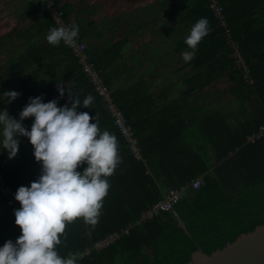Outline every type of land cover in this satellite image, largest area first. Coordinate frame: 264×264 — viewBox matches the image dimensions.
<instances>
[{
    "label": "trees",
    "instance_id": "trees-1",
    "mask_svg": "<svg viewBox=\"0 0 264 264\" xmlns=\"http://www.w3.org/2000/svg\"><path fill=\"white\" fill-rule=\"evenodd\" d=\"M24 1L16 22L0 34V43L15 49L4 62L0 93L20 95L11 103L0 99V108L18 119L29 97L43 95L44 102L57 99L58 106H71L75 97L82 102L91 94L89 107L78 110L96 115L101 132L115 134L121 157L107 177L110 187L98 222L91 225L81 217L68 223L56 246L59 255L74 253L77 264H187L196 250L210 255L264 224V134L247 141L264 119V0H219L252 85L238 70L208 0H171V13L142 30L114 27L106 34L91 0H54L68 26L79 25L76 39L133 129L140 160L127 149L66 44L47 41L56 25L43 4ZM201 17H207L211 30L185 61L182 53L191 51L186 37ZM5 48L0 44V52ZM33 119L25 118L24 126L30 129ZM41 171L26 136L14 158L7 149L0 152V172L13 194L21 185L30 186ZM196 179L202 184L191 189ZM182 186L187 188L173 211L138 224L168 189ZM127 228L108 247L79 256ZM21 234L0 193V246Z\"/></svg>",
    "mask_w": 264,
    "mask_h": 264
},
{
    "label": "clouds",
    "instance_id": "clouds-1",
    "mask_svg": "<svg viewBox=\"0 0 264 264\" xmlns=\"http://www.w3.org/2000/svg\"><path fill=\"white\" fill-rule=\"evenodd\" d=\"M210 30L207 17L196 21L186 37L191 51L182 53L185 61L195 56ZM78 35L79 25H61L50 28L46 39L53 45L63 41L75 46ZM57 86L63 97L64 88L59 83ZM19 95L15 90H6L0 93V99L11 103ZM93 100L89 94L82 102L75 97L71 106H58L57 99L44 102L43 95L29 97L18 119L0 108V152L7 149L8 157L14 158L21 136H26L36 161L42 165L38 179L30 186H19L14 194L21 205L14 210L15 224L22 234L15 242L9 239L0 246V264H77L74 253L62 257L56 246L61 243L66 225L76 218L82 217L91 225L98 222L110 187L107 177L121 160L115 134L101 132L96 115L78 110L80 105L89 107ZM29 117L34 118L30 129L23 124ZM82 164L86 167L80 171Z\"/></svg>",
    "mask_w": 264,
    "mask_h": 264
},
{
    "label": "built area",
    "instance_id": "built-area-1",
    "mask_svg": "<svg viewBox=\"0 0 264 264\" xmlns=\"http://www.w3.org/2000/svg\"><path fill=\"white\" fill-rule=\"evenodd\" d=\"M40 2L43 4L45 11L51 15V18L53 19L56 27H59L61 25L68 26L65 18L63 17L62 12L59 10L54 0H40ZM208 9L216 19L219 27L222 28V30L224 31L227 45L230 47L232 51V57L235 59V64L238 70L241 72L243 79L247 83L252 85L254 81L250 75L249 66L246 63L243 56L241 55L238 44L231 37V31L226 22V16L224 14V9L221 3L219 2V0H208ZM66 46L70 50L71 54L75 57L77 63L81 68L82 73L84 74L88 82L93 86L98 97L106 105L109 114L113 118L115 126L117 127L122 138L124 139L126 147L128 148V150L135 159L140 160L141 150L138 146V141L134 134V131L131 128V126L127 124L123 112L119 108H117V106L114 104L111 91L109 87L105 84L101 76L100 70L97 69L96 66L91 61H89L88 55L86 54L85 51V45L77 40L75 46H70L67 44ZM263 134H264V119L257 127V130L247 137V141L253 143ZM5 182L6 181L3 177V174L0 172V193L5 199L6 206L10 209L11 213L14 215V210L18 209L19 205L17 200L15 199L12 188L9 185H7ZM201 184H202L201 180L196 179L193 182H191L190 187L191 189H197L199 186H201ZM186 188L187 187L182 186L180 188L168 189L162 199L157 201L151 208H149L148 210L142 213L141 218L138 221V224L143 220H148L153 218L160 212L173 211V207L183 197ZM128 230L129 228L122 230L121 232H113L108 234L103 239L95 242L92 248L86 249L79 256L80 257L86 256L92 250L99 251L108 247L114 241L118 240L121 237V235L127 234Z\"/></svg>",
    "mask_w": 264,
    "mask_h": 264
},
{
    "label": "water",
    "instance_id": "water-1",
    "mask_svg": "<svg viewBox=\"0 0 264 264\" xmlns=\"http://www.w3.org/2000/svg\"><path fill=\"white\" fill-rule=\"evenodd\" d=\"M187 264H264V224L210 255L196 250Z\"/></svg>",
    "mask_w": 264,
    "mask_h": 264
},
{
    "label": "crops",
    "instance_id": "crops-1",
    "mask_svg": "<svg viewBox=\"0 0 264 264\" xmlns=\"http://www.w3.org/2000/svg\"><path fill=\"white\" fill-rule=\"evenodd\" d=\"M124 1L125 0H115L113 2V8H111V4L106 3V0L105 3H102V0H91L92 5L95 2L100 3V5L102 3L100 14L103 16V19H101L99 16L97 17L102 22L101 28L104 34L109 33V31L114 27H125L134 32L140 31L151 23L159 21L162 17L164 18L166 15L171 13V8L167 12L164 8L161 10L155 9L153 6L145 8L146 6L139 4L140 0H128L129 2L126 4H124ZM114 4L121 5L115 10ZM123 6L126 7L123 8ZM141 8L143 9L140 12ZM113 20H116L117 26L114 25L115 22ZM140 21H144V24L141 27L138 25Z\"/></svg>",
    "mask_w": 264,
    "mask_h": 264
},
{
    "label": "rangeland",
    "instance_id": "rangeland-1",
    "mask_svg": "<svg viewBox=\"0 0 264 264\" xmlns=\"http://www.w3.org/2000/svg\"><path fill=\"white\" fill-rule=\"evenodd\" d=\"M38 1V0H35ZM115 0H106V3L111 4L110 7L113 8V2ZM129 2L128 0L124 1V4ZM102 3H105V0H102ZM102 3L95 2L93 3V6L95 8V12L97 16H99L101 19H103V16H101L100 11L102 9ZM25 1L24 0H0V34L3 32H6L10 29V27L16 22L17 20V14L25 7ZM139 4L148 7H155V9H166V12L170 10L171 8V0H140ZM115 5V4H114ZM121 4H117L114 6L115 10L116 8H119ZM126 6H123V8ZM144 8V7H143ZM140 9V12L142 9ZM130 17V16H129ZM126 17V18H129ZM115 23L114 25L117 26L116 20H113ZM136 23V22H135ZM144 24V21H140L138 25L141 27ZM6 46L4 51L2 50L0 52V75L3 73L4 70V62L5 60L12 55L15 52V49L10 47L9 45L5 43H0Z\"/></svg>",
    "mask_w": 264,
    "mask_h": 264
},
{
    "label": "bare ground",
    "instance_id": "bare-ground-1",
    "mask_svg": "<svg viewBox=\"0 0 264 264\" xmlns=\"http://www.w3.org/2000/svg\"><path fill=\"white\" fill-rule=\"evenodd\" d=\"M78 41H80V40H78ZM67 47V46H66ZM97 94V93H96ZM103 103V102H102ZM114 122V121H113ZM128 149V148H127Z\"/></svg>",
    "mask_w": 264,
    "mask_h": 264
}]
</instances>
